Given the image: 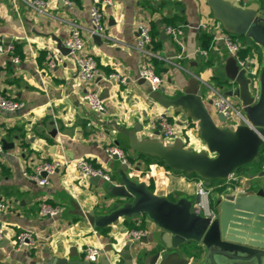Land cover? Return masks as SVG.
Masks as SVG:
<instances>
[{
	"label": "crops",
	"instance_id": "crops-1",
	"mask_svg": "<svg viewBox=\"0 0 264 264\" xmlns=\"http://www.w3.org/2000/svg\"><path fill=\"white\" fill-rule=\"evenodd\" d=\"M26 1L20 0L16 8L11 0H0V45L13 43L14 55L19 57V63L14 64L8 54L0 53V95L23 103V107L15 111L0 110V141L12 144L0 154V198L7 203V209L0 212V225L5 226L4 240L0 242V264H46L54 254L64 252L67 256L70 250H75L83 259L86 245L99 244L110 245L116 253L111 258L119 259L118 253L126 249V244L116 243L121 232L131 228L124 222L134 223L133 219L120 218L116 224L97 228L84 216L91 210L101 215L113 208L109 200L107 206L99 204L103 197L112 198L105 192L106 182L100 180L93 185L89 179L77 177L75 173L70 177L60 170L49 177L47 186H39L26 178L23 171L31 172L35 164L64 155L85 158L94 166H106L115 184L119 182L121 163L118 159H108L104 147L114 144L124 148L122 144L126 146L124 153L133 166L127 169V174L134 181L144 182L150 192L159 197L172 201L188 198L194 202L193 174L168 170L156 163L147 165L146 160L128 148V138L117 132L111 123L128 130L138 123L142 129L137 136L152 138L157 126L156 114L164 110L148 97L147 83L140 82L139 72L145 60L135 49V43L137 27L141 23H148L150 29L153 24L157 25L159 47L154 50L150 42L154 54L150 63L158 71L155 72L165 78L164 93L169 97L181 94L190 77L214 85V75L220 81L216 87L225 94L233 87L224 75V64L229 55L221 40L214 46L210 44L206 56L199 53V31L209 32L212 41L214 38L210 30L202 27L206 24L204 0H111L110 5L100 4L98 7L105 23L104 36L100 40H94L93 36L87 38L91 0H70V5L62 0H49L45 14L37 13ZM237 1L243 6L257 3L258 13L264 17V0ZM169 20L183 30V49L165 33L166 37L161 36L164 22ZM71 23L83 28L85 51L94 56L105 77L94 84L104 101V113L90 111L83 104L84 87L69 55L61 54L53 69L46 64L47 48L57 49L55 39L63 43ZM241 43L244 49L252 46L261 63V49L256 44L253 46L246 37ZM153 58L158 61L155 67ZM110 74L119 78L124 76L126 80L122 83L108 78ZM221 83L229 87L224 90ZM167 111L175 119H179L180 112L184 111L190 125L188 131L194 137L191 143L198 148L195 152L206 148L197 136L195 119L188 117L181 108ZM53 130L55 133L51 135ZM182 140L186 143L184 138ZM167 177L173 184L169 189L163 182ZM181 183L192 184L193 194L178 189ZM253 189L251 185L240 192ZM43 201L60 206L59 214L42 217L39 205ZM138 223H144L148 232L139 245L131 248L134 256L137 251H145L146 240H157L161 235L147 218H139ZM23 228H32L37 236L33 245L16 249L14 236ZM192 245L195 251L191 256L195 262H200L204 248L197 243Z\"/></svg>",
	"mask_w": 264,
	"mask_h": 264
},
{
	"label": "water",
	"instance_id": "water-1",
	"mask_svg": "<svg viewBox=\"0 0 264 264\" xmlns=\"http://www.w3.org/2000/svg\"><path fill=\"white\" fill-rule=\"evenodd\" d=\"M206 3L213 18L222 24L225 31L246 37L261 49L262 60L255 88L251 87L247 67L240 69L230 56L224 64L225 77L234 82L225 95L238 99L250 125L243 123L233 130L220 127L224 117L215 114L209 103L204 101L200 82L195 77H190L187 87L177 96H167L163 88L151 91L148 87L147 93L152 102L162 108H181L188 117L195 119L198 123L197 136L204 142L205 149L192 151L179 138L164 144L159 137L158 125L152 138L137 136L142 129L138 123L131 130L113 122L111 125L128 138L131 151L158 157L172 170L196 174L205 179L206 185H210L214 179L224 180L230 175L235 177L236 169L260 161L259 151L264 145V17L258 13L259 5L255 2L247 6L237 0H206ZM161 36L166 37L164 32ZM93 38L101 39L98 35ZM55 41L60 53L68 55V49L62 42L59 39ZM140 82L145 81L140 78ZM54 133L55 130L51 135ZM9 147L12 144L3 141V148ZM120 169L119 182L106 183L105 192L112 198L103 197L99 203L107 206L109 200L113 208L101 215L91 210L84 216L97 228L116 224L120 218L133 219L138 223L139 218L145 217L161 235L157 240H146L145 251H137L135 256L126 245L116 260L111 258L116 253L107 245L104 247L106 254L99 258L98 264H264V170L254 176L253 190L238 192L233 186L226 185L212 191L210 199L216 216L211 219L193 208L192 200L178 198L172 201L159 197L150 192L144 182L134 181L127 174L125 164H121ZM137 170L140 168L137 167ZM99 181V177L89 178L93 185ZM190 243L204 248L200 262H195L191 256L193 249L182 250ZM46 264L96 263L80 259L75 250H70L67 256L64 252L54 254Z\"/></svg>",
	"mask_w": 264,
	"mask_h": 264
},
{
	"label": "built area",
	"instance_id": "built-area-1",
	"mask_svg": "<svg viewBox=\"0 0 264 264\" xmlns=\"http://www.w3.org/2000/svg\"><path fill=\"white\" fill-rule=\"evenodd\" d=\"M20 0H11L14 7L17 8L18 2ZM65 4L70 5V0H62ZM92 5L89 9V28L86 29L87 38L91 39L92 36L98 35L100 37L104 36L105 23L102 19V14L99 10L100 4H112L111 0H91ZM28 6L35 9L39 14H45L46 10L50 4L49 0H28L26 1ZM202 27L206 30H210L214 38L211 46H214L217 41L221 40L224 45L227 54L236 60V64L240 69H245L247 67V76L251 80V87L255 88L257 84L258 70L251 62L246 59L241 58L240 50L245 48L243 44H239L231 39L229 36L231 33L225 31L222 24L215 20L214 26L208 28L206 24ZM83 28L76 24L71 23L68 28V33L63 40L62 45L68 49V55L74 61L77 78L84 87V93L82 95L83 104L93 112L104 113L105 104L101 97L100 92L94 87L96 81L100 78H105L99 70L96 59L93 55L88 54L85 51V39L82 36ZM164 33L169 36L172 41L179 46V48H184L183 41V30L179 27L165 26ZM150 26L148 23L143 22L137 27V39L135 43V49L144 57V64L139 72V77L147 83L151 91H158L161 88L165 91V78L158 75L150 59L154 56L153 52L150 50ZM14 44L8 43L6 46L0 45V53L8 54L10 61L14 64L19 63V57L14 55ZM202 56L207 55L206 50H199ZM61 56L58 49L47 48L46 50V64L49 69L56 67V62ZM108 78H115L120 82L124 83L126 77H120L114 74L107 76ZM225 79L234 86V82L225 77ZM200 89L202 91V97L206 103H209L210 108L215 114H220L224 117V121L228 117H233L238 125L247 124L250 125L246 117L241 111V106L238 99L234 97H229L223 94L216 86L208 82H200ZM230 99H233L232 102ZM237 104L238 106H235ZM23 107V103L19 100L6 98L0 95V110L5 111H15ZM156 124L159 126V137L164 144H169L175 139H182L180 132L185 126L179 123L175 118L164 109L159 111L155 117ZM237 125V126H238ZM233 130V129H232ZM4 151L3 144L0 141V154ZM104 151L108 159H118L121 164H125L128 168L133 167L124 151L114 144H108L104 147ZM63 170L68 176L72 177L75 173L77 177L82 179H89L92 177H99L100 180L106 183H113L110 175L102 166H94L89 160L85 158H68L67 156L61 155L52 160H45L35 164L31 172L26 170L23 171V175L26 176L30 181L34 182L39 186H47L50 181L49 177L54 175L56 172ZM225 181L217 184L214 188L210 185L205 184V179L195 176L194 179V195L195 200L193 202V208H196L199 213L204 217H209L213 219L216 216L215 210L212 208L210 194L215 188H223L226 185H231L233 188L240 192L241 189L234 182L237 177L230 175ZM7 209V203L0 198V212ZM61 208L58 205H53L49 202L43 201L39 205V214L42 217H55L59 214ZM5 226L0 225V242L4 240L5 236ZM36 232L32 228H23L17 232L14 236L13 244L16 249H20L26 246H31L34 244L36 239ZM147 236V232L141 228H130L124 229L121 232L120 240L117 241V245L126 244L132 248L135 244L144 240ZM48 238V237H47ZM83 260L97 263L99 258L106 254L104 246L99 245H86L83 250Z\"/></svg>",
	"mask_w": 264,
	"mask_h": 264
},
{
	"label": "rangeland",
	"instance_id": "rangeland-1",
	"mask_svg": "<svg viewBox=\"0 0 264 264\" xmlns=\"http://www.w3.org/2000/svg\"><path fill=\"white\" fill-rule=\"evenodd\" d=\"M203 6L205 8V13L204 14V18H205V23L209 26V28H212L214 26V23H215V19L213 18L212 14H211V10L210 8L208 7L206 1L204 0L203 1ZM203 9V7H202ZM204 10V9H203ZM231 37V39L239 44H241V41L244 40V38H242V36H238V35H232L230 34L229 35ZM244 50V48H241L240 50V57L241 58H244L246 59L248 62H251V64L253 65V67H255L256 69H259V58L258 56L256 55V53L252 50V49H249L247 51L244 50V52H242ZM244 55V56H243ZM216 76V75H215ZM210 81V80H208ZM213 84L215 86H218V82L212 80ZM221 85H223V89H227L229 86L227 84H224V83H221ZM222 91V89H221ZM176 95V94H174ZM232 102L234 101L233 99H230ZM235 106H238L237 104H235ZM184 112V111H183ZM183 112H180L181 114L178 116L179 119H175L176 121H180L182 122L183 124H186L187 128H185V130H182L180 132V136L182 138L185 139L186 143H185V146L186 147H192V151H196L198 148L197 146L195 145V143H191L192 142V139H194V137L192 136V134L188 131V126L189 125V121H188V118H186L185 116V113ZM177 115V114H176ZM238 125V122H236V120L233 118V117H228L227 120L223 121V122H220L219 123V126L222 127V128H225V129H228V130H232V129H235L236 126ZM191 144H189V143ZM121 146H123L124 148L121 147V149L124 151L126 150V146L125 145H122L120 144ZM262 148H264V145L261 146V150ZM263 156H264V153H263ZM129 158V157H128ZM154 163H152L153 165ZM158 166L162 167V168H165V165H162V164H159V163H156ZM102 168L104 170H106L108 172V174L110 175L111 177V173L110 171L108 170V168L106 166H102ZM261 170H264V161L261 163V164H256L255 162H251L249 164H246L238 169H236V174H237V180L234 182L236 185H238V187H240V189L242 188H247L248 186H251V185H254V175H256L259 171ZM225 180H220V179H214L212 180L211 182V185L210 187H215L217 184H220L222 182H224ZM167 186H168V189L172 187V183L171 181L169 180V178L167 177L166 179H164V181ZM178 189L180 190H183L184 192H187L188 194L192 195L193 194V186L192 184L187 186L185 183H181L179 184L178 186ZM219 188H215V190L213 191H217ZM132 228H141L143 230H145L146 232H148L147 228L145 227V224L142 223L141 225H137V226H131ZM127 228V227H126ZM153 232V230H152ZM191 244L193 243H190V244H187V245H184V247H182V250L184 251H187V249H193V245L191 246ZM137 245H139V243H137ZM193 251H195L193 249ZM143 253V251L141 252ZM194 254V253H192ZM140 256V254H138Z\"/></svg>",
	"mask_w": 264,
	"mask_h": 264
},
{
	"label": "trees",
	"instance_id": "trees-1",
	"mask_svg": "<svg viewBox=\"0 0 264 264\" xmlns=\"http://www.w3.org/2000/svg\"><path fill=\"white\" fill-rule=\"evenodd\" d=\"M165 26H174L176 27V25L172 24L171 20L169 21H166L164 22ZM157 28V25L156 24H153L151 29H150V38H151V44H152V48L154 50L158 49V44H159V41L157 40V34H158V30L156 29ZM151 30H152V33H151ZM154 30V31H153ZM156 30V31H155ZM232 34V33H231ZM232 35H235V34H232ZM242 38H244L242 36ZM198 41H199V46H200V49L201 50H208L209 47H210V44L212 42V35L209 33V32H206L204 30H200L199 33H198ZM253 46L256 47V45L254 44ZM249 49H252V46H249L247 47L246 49H244L245 51L249 50ZM244 50L242 52H244ZM244 56V55H243ZM152 63L155 67V65H157L158 61L156 59H152ZM155 69V68H154ZM156 72H158L157 70H155ZM213 80L220 83L219 81V78L217 77V75L213 77ZM136 153V152H135ZM260 153V161L256 164H261L263 161H264V156H263V153H264V148H262V150L260 149L259 151ZM137 156L143 158L144 160H146L147 162V165L148 164H151V163H159V164H162V165H165V167L168 169V170H172L169 166H167L163 160L159 159L158 157H152V156H148V155H143V154H139V153H136ZM131 160H133L132 158H129ZM182 173V172H181ZM184 173V172H183ZM194 176H196V174H193ZM212 182V181H211ZM141 225L142 223H131L129 221H125L124 222V225L125 226H128V227H131V226H137V225ZM132 228V227H131Z\"/></svg>",
	"mask_w": 264,
	"mask_h": 264
},
{
	"label": "flooded vegetation",
	"instance_id": "flooded-vegetation-1",
	"mask_svg": "<svg viewBox=\"0 0 264 264\" xmlns=\"http://www.w3.org/2000/svg\"><path fill=\"white\" fill-rule=\"evenodd\" d=\"M221 189V188H220Z\"/></svg>",
	"mask_w": 264,
	"mask_h": 264
}]
</instances>
